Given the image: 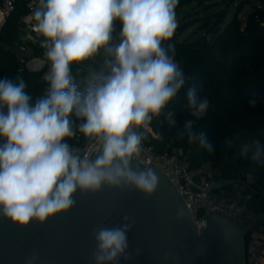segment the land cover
Instances as JSON below:
<instances>
[{
    "label": "clouds",
    "instance_id": "1",
    "mask_svg": "<svg viewBox=\"0 0 264 264\" xmlns=\"http://www.w3.org/2000/svg\"><path fill=\"white\" fill-rule=\"evenodd\" d=\"M179 0H38L33 12L40 47L50 62L46 95L33 101L21 76L0 78V214L20 226L43 224L68 212L74 194L97 193L103 186L136 189L153 196L160 177L151 167H133L147 129L162 114L174 126V112L165 111L186 78L175 62L170 43L177 28ZM119 22L118 35L115 24ZM104 54L81 91L72 65ZM187 104L194 117L206 113L207 98L193 85ZM255 106V98L249 101ZM185 128L189 142L215 151L206 134ZM77 132L97 143L95 158L81 154L68 141ZM225 143L232 147L234 141ZM240 155L264 166V145L250 140ZM175 218H185L178 209ZM127 220L128 218L125 217ZM123 227L93 229L94 264H118L130 258ZM38 256L26 258L36 264Z\"/></svg>",
    "mask_w": 264,
    "mask_h": 264
},
{
    "label": "trees",
    "instance_id": "2",
    "mask_svg": "<svg viewBox=\"0 0 264 264\" xmlns=\"http://www.w3.org/2000/svg\"><path fill=\"white\" fill-rule=\"evenodd\" d=\"M191 1L179 0L176 14ZM259 1L264 4V0ZM27 12V2L17 0L13 11L0 25V78L15 80L21 76L26 83L25 92L35 101L47 88V82L43 81L47 67L30 71L25 68V62L10 51L11 47L23 46L19 26ZM223 14L217 16L220 24ZM115 28L114 35H118L119 22ZM175 31L171 40L165 43L175 46L174 60L184 73L186 83L165 110L174 112L175 125L170 126L163 114L154 117L149 126L157 139H151L150 143L160 152L167 144L168 150L176 147L189 152L191 166L209 160L226 176L233 173V167L242 172L258 168L250 160V154L240 155L239 145L250 140H258L264 145V9L255 7L244 22L236 13L220 32L209 38L180 40L183 31L181 28ZM33 49V57L43 56L42 49L35 46ZM71 71L82 91L87 86L89 70L72 65ZM193 85L197 95L209 101L206 113L200 118L191 114L187 104L186 94ZM253 98L254 107L249 103ZM187 121H192L194 134H206L215 147L214 152L209 153L198 143L189 142L185 128ZM143 134L148 136L146 131ZM226 139L234 141V146L229 147ZM261 174L264 175V170Z\"/></svg>",
    "mask_w": 264,
    "mask_h": 264
},
{
    "label": "water",
    "instance_id": "3",
    "mask_svg": "<svg viewBox=\"0 0 264 264\" xmlns=\"http://www.w3.org/2000/svg\"><path fill=\"white\" fill-rule=\"evenodd\" d=\"M10 51L21 61L31 60L34 54L31 45ZM132 163L140 169L151 167L159 175V187L150 198L134 188L105 185L97 193L78 189L74 206L43 224L32 221L20 226L0 214V264H25L33 254L38 256L36 264H94L93 229L125 225L130 226V258L121 257L118 264H244V235L259 222L247 229L236 219L212 211L205 214L204 226L198 227L180 193L157 166L138 159ZM178 209L184 211L182 220L175 218Z\"/></svg>",
    "mask_w": 264,
    "mask_h": 264
},
{
    "label": "built area",
    "instance_id": "4",
    "mask_svg": "<svg viewBox=\"0 0 264 264\" xmlns=\"http://www.w3.org/2000/svg\"><path fill=\"white\" fill-rule=\"evenodd\" d=\"M16 1L0 0L3 20L13 11ZM25 1L28 12L23 17L31 22L34 19L35 1ZM44 58L46 56L43 53L42 57H33L29 61H24L25 68L30 71L40 70L45 65ZM33 64L36 68H33ZM141 131H146L148 136L143 138L141 152L136 159L145 165L154 164L167 176L182 196L198 227L204 226L205 214L212 211L236 219L247 229L259 222L244 235V264H264V208L253 209L250 206L258 193L252 187L257 176L250 171L243 172L239 177L226 176L220 167L213 166L209 160L191 166L189 152L176 147L168 150L169 144L162 152L157 151L150 143L151 139H157L151 127ZM68 142L79 148L82 155L88 153L92 156L96 153L97 143L79 132Z\"/></svg>",
    "mask_w": 264,
    "mask_h": 264
},
{
    "label": "rangeland",
    "instance_id": "5",
    "mask_svg": "<svg viewBox=\"0 0 264 264\" xmlns=\"http://www.w3.org/2000/svg\"><path fill=\"white\" fill-rule=\"evenodd\" d=\"M255 7L264 9V4L259 0H192L176 14V29L181 28L183 31L179 39L195 40L201 36L209 38L220 32L236 13L244 22ZM221 12L224 14L221 17L223 22L220 24L217 16Z\"/></svg>",
    "mask_w": 264,
    "mask_h": 264
},
{
    "label": "crops",
    "instance_id": "6",
    "mask_svg": "<svg viewBox=\"0 0 264 264\" xmlns=\"http://www.w3.org/2000/svg\"><path fill=\"white\" fill-rule=\"evenodd\" d=\"M35 1V8L38 7V0ZM34 12V11H33ZM35 20L33 19L31 22H28L24 19V17L21 19L20 26H19V34L22 41V48L26 47L28 44L35 46L37 48H40V41L43 39V37L35 31ZM44 53V49H42ZM105 58L104 54L102 53L99 57L94 58L92 61H86L83 65H79L84 69L89 70V75L93 69H98L102 65V61ZM45 59V65L47 67L46 72L43 75V81H45L44 76L45 74L50 71V62ZM233 170L232 174H229L233 177H239L242 175V171L239 170L237 167L231 168ZM264 170V166H259L256 169L251 170L257 178L255 179L254 183L252 184V187L258 192L254 199L251 201L250 206L253 209L257 208H264V175L261 174V172Z\"/></svg>",
    "mask_w": 264,
    "mask_h": 264
},
{
    "label": "bare ground",
    "instance_id": "7",
    "mask_svg": "<svg viewBox=\"0 0 264 264\" xmlns=\"http://www.w3.org/2000/svg\"><path fill=\"white\" fill-rule=\"evenodd\" d=\"M2 20H3V17H2V14L0 13V24H1V22H2ZM31 66V65H30ZM35 67V64H33V68ZM36 68V67H35Z\"/></svg>",
    "mask_w": 264,
    "mask_h": 264
}]
</instances>
